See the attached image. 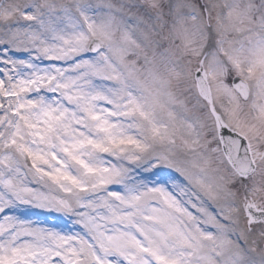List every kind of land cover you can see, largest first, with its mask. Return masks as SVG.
<instances>
[{
  "label": "snow or ice",
  "instance_id": "obj_1",
  "mask_svg": "<svg viewBox=\"0 0 264 264\" xmlns=\"http://www.w3.org/2000/svg\"><path fill=\"white\" fill-rule=\"evenodd\" d=\"M0 264H264V0H0Z\"/></svg>",
  "mask_w": 264,
  "mask_h": 264
}]
</instances>
